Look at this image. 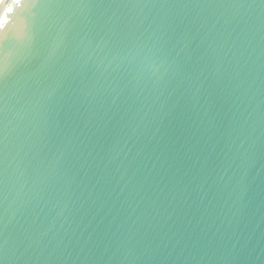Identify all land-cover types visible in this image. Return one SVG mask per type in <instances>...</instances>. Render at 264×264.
I'll use <instances>...</instances> for the list:
<instances>
[{
    "label": "water",
    "instance_id": "95a60500",
    "mask_svg": "<svg viewBox=\"0 0 264 264\" xmlns=\"http://www.w3.org/2000/svg\"><path fill=\"white\" fill-rule=\"evenodd\" d=\"M7 7L4 264H264V0Z\"/></svg>",
    "mask_w": 264,
    "mask_h": 264
},
{
    "label": "snow or ice",
    "instance_id": "6c2138e0",
    "mask_svg": "<svg viewBox=\"0 0 264 264\" xmlns=\"http://www.w3.org/2000/svg\"><path fill=\"white\" fill-rule=\"evenodd\" d=\"M8 2L9 0H3V3H0V126L3 124V117L7 110L6 86L12 74L15 56V53L8 47V41L10 37L23 40L28 35L30 27L28 18L23 17L22 13L15 20L9 18L10 14L16 11V8L7 7L4 9V5ZM11 2L20 7L26 4L31 5V7L36 6V0H11ZM67 6L74 5L70 3ZM92 6L103 7L105 5L101 2ZM13 24L15 29L9 27ZM0 143H2V140H0ZM0 264H4L2 257H0Z\"/></svg>",
    "mask_w": 264,
    "mask_h": 264
},
{
    "label": "clouds",
    "instance_id": "9594fccd",
    "mask_svg": "<svg viewBox=\"0 0 264 264\" xmlns=\"http://www.w3.org/2000/svg\"><path fill=\"white\" fill-rule=\"evenodd\" d=\"M0 3H3V0H0Z\"/></svg>",
    "mask_w": 264,
    "mask_h": 264
}]
</instances>
